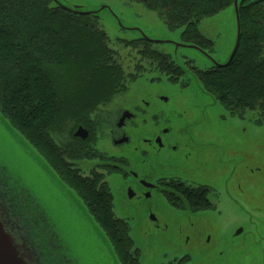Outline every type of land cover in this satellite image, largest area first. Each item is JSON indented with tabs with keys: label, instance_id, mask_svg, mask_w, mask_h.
<instances>
[{
	"label": "trees",
	"instance_id": "1",
	"mask_svg": "<svg viewBox=\"0 0 264 264\" xmlns=\"http://www.w3.org/2000/svg\"><path fill=\"white\" fill-rule=\"evenodd\" d=\"M131 1L157 13L170 31L183 29V42L203 50L212 42L201 35L200 23L235 3ZM53 2L0 0V113L78 194L121 264H141L129 223L116 216L104 176L96 171L84 176L72 163L96 137L90 115L123 93L127 80L115 64L116 53L109 47L98 15L53 6ZM239 15L241 42L231 64L193 71L205 92L232 116L243 117L251 111L264 117V0H239ZM139 42L145 48L155 45L138 39L129 43L139 47ZM150 59L154 62L158 55L151 53ZM178 67L174 74L185 75ZM80 125L91 130L86 141L73 135ZM90 152H84L86 157L96 156L95 151Z\"/></svg>",
	"mask_w": 264,
	"mask_h": 264
},
{
	"label": "rangeland",
	"instance_id": "2",
	"mask_svg": "<svg viewBox=\"0 0 264 264\" xmlns=\"http://www.w3.org/2000/svg\"><path fill=\"white\" fill-rule=\"evenodd\" d=\"M56 4L71 10L79 9L85 13H97L100 28L109 38V47L116 53L115 64L121 67L127 80L124 84L125 96L122 93L117 94L110 99L111 102L116 104L115 102L120 98L117 103H121L123 98L122 100L126 102L124 106L127 107L138 99L165 97L170 99L171 103L190 104L188 109L193 108L194 111L184 110L188 115L194 113L200 116L204 113L202 109L206 108L211 118V123H207L205 130L208 140L220 151L221 163L209 167V172L213 175H208V178L219 179L222 216L213 217L210 226L202 222L195 228L187 225L181 230L179 225L170 220L169 223L173 229L170 235L159 234L154 227H149L148 218L136 209L137 200H132L130 204L135 211H124L126 210L125 200L120 188L122 179L120 176L108 178L115 214L129 223L134 246L140 250L141 264H161L163 261L159 260L160 253L162 257L164 252H172L171 249L174 247L180 248L179 246L186 243L191 232H203V236H199V239L202 241L204 238L206 243V233L211 230L212 235L217 239L221 234L224 235L237 228L248 231L253 228L252 226H258L259 213L262 220L264 216V117L258 112L251 111L246 112L243 117L232 116L205 92L198 77L189 71L191 65L199 70L209 69L211 67L209 58L219 64L229 60L237 38L234 7L200 23L201 35L212 42V46L209 49L197 51L188 48L189 45L183 42L181 38L183 29L170 31L157 13L147 10L138 2L57 0L52 3L53 6ZM141 35L159 44L146 48L141 42L139 47L130 45L129 42L140 39ZM175 45L185 47L176 48ZM152 49L175 57L176 64L183 69L185 75L179 77L174 75V79L188 83V86L181 88L178 85L175 87L166 85L165 76L156 71L157 62L153 63L152 58L150 59ZM102 105L96 110L104 108ZM114 107L110 108L111 112ZM215 116H218V122H215L217 120L214 119ZM98 117L96 112L90 115L91 120L100 122ZM147 132L148 127L144 126L134 133L131 138L132 147L139 145L141 140L147 137ZM96 135L98 139L105 140L104 137H100L99 132ZM102 143L104 146H99L101 149L111 150L108 148L109 144ZM129 155L132 163L135 164L136 154ZM76 167L84 170V176L90 175L91 170L107 173V169H94L96 165L91 162H80L75 165ZM0 168H4L8 177L14 181L15 187L26 190L44 212L46 216L44 231L56 234L60 241L58 243L62 246V254L69 257L71 262L74 264H121L109 238L89 213L82 199L1 113ZM123 186L125 187V184ZM249 206H252L251 209ZM164 217L168 219L167 216ZM259 224L262 225L260 221ZM178 230L184 234L178 233V237L174 239ZM198 256L201 259H197V264H216L215 259L207 258V253L199 252Z\"/></svg>",
	"mask_w": 264,
	"mask_h": 264
},
{
	"label": "flooded vegetation",
	"instance_id": "3",
	"mask_svg": "<svg viewBox=\"0 0 264 264\" xmlns=\"http://www.w3.org/2000/svg\"><path fill=\"white\" fill-rule=\"evenodd\" d=\"M152 53L158 55V59L154 61L157 62L156 71L165 76L166 85H178L181 88L188 86V83L174 79L177 67L175 57L158 50ZM160 62L164 65H159ZM196 68L191 65L189 70L194 76L196 75L193 70ZM122 94L125 96L124 92ZM122 99L121 103L116 101V104L109 100L102 105L104 108L95 111L100 122L94 123L92 120L89 124L95 126L96 133L99 132L100 137L105 140L98 139L96 135L88 148L80 151L82 157L74 160L73 164L91 162L96 165L94 169H107V173L100 172V175L106 177L107 183L108 178L120 176L121 194L126 208L124 211H135L130 204L132 200H137L136 209L148 218L149 227H154L159 234L170 235L173 230L170 220L179 225L181 230L187 225L195 228L202 222L210 226L213 217L222 216L219 179L208 178V175H213L209 172V167L221 163V157L220 151L207 138L205 126L211 118L206 108L202 109L203 114L197 116L194 113L188 115L184 111H194L193 108L188 109L190 104L171 103L170 99L165 97L138 99L127 107ZM112 106L115 107L111 112ZM217 118L218 116L214 117ZM144 126L148 127L147 137L143 138L139 145L132 147L131 138ZM79 127L88 131L89 139L90 128L80 125L77 130ZM123 139H126L125 142L118 144ZM102 142L109 144L108 148L111 150L101 149L99 146H104ZM90 150L95 151L96 156L93 158L86 157V153L92 154ZM134 153L135 164L129 155L135 156ZM76 168L81 170L80 167ZM251 207L249 206L250 209ZM258 219V226L254 225L248 231L237 228L221 234L217 239L211 230L206 233V243L204 238L202 241L199 239L203 232H191L186 243L179 246L180 248L174 247L172 252H164L162 257L160 253L159 260L162 259L161 264H197V259H201L198 253L204 252L208 254L207 258L215 259L216 264H264V216L262 220L259 213ZM181 230L177 231L174 239L178 237V233L184 234ZM56 264L65 263L59 261Z\"/></svg>",
	"mask_w": 264,
	"mask_h": 264
},
{
	"label": "water",
	"instance_id": "4",
	"mask_svg": "<svg viewBox=\"0 0 264 264\" xmlns=\"http://www.w3.org/2000/svg\"><path fill=\"white\" fill-rule=\"evenodd\" d=\"M72 11L81 12L79 9ZM234 11L237 19V38L234 49L229 60L224 64H219L209 58L211 67H227L238 52L241 42L239 0H235ZM93 14L97 13L93 12ZM138 40L159 44L144 35H141ZM175 47L185 46L175 45ZM188 48L202 51L201 48L193 45H189ZM74 136L86 140L89 133L79 127ZM125 140L119 141L118 144ZM13 182L8 177L6 170L0 168V264H56L59 261H63L65 264H74L69 257L62 254V246L59 245L60 241L56 234L44 231L46 223L44 212L36 205L26 190L17 189Z\"/></svg>",
	"mask_w": 264,
	"mask_h": 264
}]
</instances>
